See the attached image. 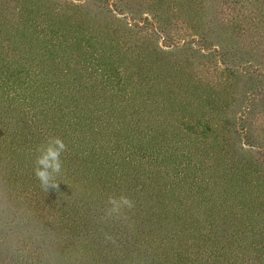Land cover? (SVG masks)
Returning a JSON list of instances; mask_svg holds the SVG:
<instances>
[{"label": "trees", "instance_id": "obj_1", "mask_svg": "<svg viewBox=\"0 0 264 264\" xmlns=\"http://www.w3.org/2000/svg\"><path fill=\"white\" fill-rule=\"evenodd\" d=\"M0 264H264V0H0Z\"/></svg>", "mask_w": 264, "mask_h": 264}, {"label": "clouds", "instance_id": "obj_2", "mask_svg": "<svg viewBox=\"0 0 264 264\" xmlns=\"http://www.w3.org/2000/svg\"><path fill=\"white\" fill-rule=\"evenodd\" d=\"M36 151L38 155L35 157L33 168L35 178L45 190L57 189V177L62 174L64 168L61 157L68 151L67 145L60 137L50 136ZM134 208V201L130 197L109 193L104 214L106 218L127 220L128 214L133 213Z\"/></svg>", "mask_w": 264, "mask_h": 264}, {"label": "rangeland", "instance_id": "obj_3", "mask_svg": "<svg viewBox=\"0 0 264 264\" xmlns=\"http://www.w3.org/2000/svg\"><path fill=\"white\" fill-rule=\"evenodd\" d=\"M133 4H134V3H133ZM134 5L137 6V4H134ZM167 22H168V21H167ZM169 24H170V25H167V28H168V29H172V28H174V26H172V22H170ZM179 36H180V37H183V34H179ZM177 39H179V38H176V40H177ZM163 43H164V44H170V42L167 41V40L163 41Z\"/></svg>", "mask_w": 264, "mask_h": 264}]
</instances>
